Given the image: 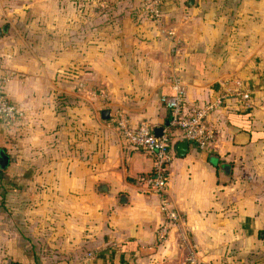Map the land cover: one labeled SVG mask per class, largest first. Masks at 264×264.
Listing matches in <instances>:
<instances>
[{
    "label": "crops",
    "instance_id": "0c3cea01",
    "mask_svg": "<svg viewBox=\"0 0 264 264\" xmlns=\"http://www.w3.org/2000/svg\"><path fill=\"white\" fill-rule=\"evenodd\" d=\"M2 1L17 24H0V78L20 114L0 120V262L180 264L179 229L203 264H264V0H172L156 21L141 0ZM173 75L185 106L222 96L206 115L213 149L176 153L159 99ZM115 110L171 136L166 191L182 220L163 240L136 179L151 159L126 154Z\"/></svg>",
    "mask_w": 264,
    "mask_h": 264
},
{
    "label": "built area",
    "instance_id": "2783aa9c",
    "mask_svg": "<svg viewBox=\"0 0 264 264\" xmlns=\"http://www.w3.org/2000/svg\"><path fill=\"white\" fill-rule=\"evenodd\" d=\"M169 1L172 0H143L147 16L153 21L158 20L161 16L162 5ZM169 36L172 37L174 49H176L178 41L171 33ZM7 79V75L0 78V120L13 121L20 112L3 90L2 83ZM169 85L172 92L161 95L159 98L168 110L169 125L178 129L183 139L192 142L198 148L213 149L216 145L217 134L215 128L206 120V115L219 105L222 96L200 105L185 106L184 81L179 76L173 75L170 77ZM231 92L242 100L248 98V92L239 87L234 88ZM110 119L123 143L137 146L151 159L150 170L140 174L136 179L143 192L152 193L157 198V208L161 219L155 233L157 239L163 240L170 227L180 228L182 220L181 214L171 204L166 191L170 176L169 166L174 155L171 136L166 131L155 135L147 120H140L134 125L129 123L128 116L121 110H115ZM177 231L179 244H183L185 247L180 264H203L196 255L194 243L189 241L179 229Z\"/></svg>",
    "mask_w": 264,
    "mask_h": 264
},
{
    "label": "water",
    "instance_id": "95a60500",
    "mask_svg": "<svg viewBox=\"0 0 264 264\" xmlns=\"http://www.w3.org/2000/svg\"><path fill=\"white\" fill-rule=\"evenodd\" d=\"M189 1H193V0H189ZM4 27H5V25L3 26V28ZM107 114H108L107 113V109H105V110L102 111V116L103 117H107ZM153 133L155 135H159L160 134V128L159 127L158 128H154L153 129ZM175 147H176V153L178 155L182 154L186 150L187 140L183 139V140L177 142L176 145H175ZM132 148H137V146L132 145V144L128 145L127 146V152H126V154H129V151ZM1 153H3V152H1ZM1 159H2V161L0 162V166H4L7 163V156L5 154H1ZM219 167H220V174L222 176H225L226 177L228 175V172H229V169H228L229 168V165L227 163H222V164H220ZM103 188L104 187H102V189ZM122 196L123 195H121L120 197H122ZM0 263L1 264H18L17 262H14V261L10 260V258H8V257L7 258H4Z\"/></svg>",
    "mask_w": 264,
    "mask_h": 264
},
{
    "label": "rangeland",
    "instance_id": "374dc122",
    "mask_svg": "<svg viewBox=\"0 0 264 264\" xmlns=\"http://www.w3.org/2000/svg\"><path fill=\"white\" fill-rule=\"evenodd\" d=\"M3 2V3H2ZM13 3V2H12ZM36 3L37 4H35V6H37L38 5V3L39 4H42L43 2L42 1H36ZM6 7H8L9 8V4H8V2H5V1H2V0H0V24H3V23H5V22H7V23H9V24H11V25H13V24H17V23H14L13 22V16H10L9 15V12L7 11V12H3V8H6ZM42 7V5H38L37 6V8L38 9H40ZM10 8H12L13 9V5H11V7ZM3 9V10H2ZM23 18H19L18 19V21L20 22V20H22ZM40 19H42V18H39V20H38V24L39 25H41L42 23L41 22H39L40 21ZM46 20H47V18H46ZM12 35V34H11Z\"/></svg>",
    "mask_w": 264,
    "mask_h": 264
},
{
    "label": "trees",
    "instance_id": "16d2710c",
    "mask_svg": "<svg viewBox=\"0 0 264 264\" xmlns=\"http://www.w3.org/2000/svg\"><path fill=\"white\" fill-rule=\"evenodd\" d=\"M141 6H142V8L144 9V11H145V15H146V17H148L147 16V13H146V10H145V5H144V3H143V0H141ZM149 18V17H148ZM5 122H10V121H5Z\"/></svg>",
    "mask_w": 264,
    "mask_h": 264
}]
</instances>
